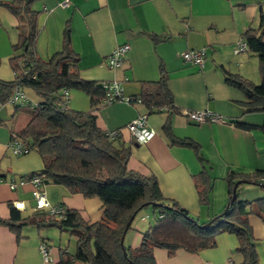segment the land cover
Instances as JSON below:
<instances>
[{
  "label": "crops",
  "instance_id": "0c3cea01",
  "mask_svg": "<svg viewBox=\"0 0 264 264\" xmlns=\"http://www.w3.org/2000/svg\"><path fill=\"white\" fill-rule=\"evenodd\" d=\"M63 1H33L32 8L39 12L35 54L47 58L58 51L67 28L71 47L79 57L80 75L86 80L116 81L123 94L136 96L141 81L157 80L164 72L175 111H149L141 102H102L94 109L96 123L104 131L120 129L119 140L130 148L127 167L154 176L166 200L176 201L200 222L221 213L228 203L227 171L264 169V132L257 126L263 116L245 112L243 92L224 79L227 71L256 84L260 81L257 57L248 51L236 53L234 48L242 33L256 25L264 0H68L62 7ZM23 28L24 22L0 4V82L14 79L12 59L21 51L15 45ZM123 43H128L129 49L120 66H109L108 55ZM196 49L204 50L201 67L182 56V52ZM19 90L24 100L0 101V219H24L36 211L30 182L14 189L8 185L10 180H27L42 167L36 151L14 154L9 148L12 137L30 120L29 109L40 102L31 88L19 86ZM67 97L68 108L92 109L90 97L83 91L69 90ZM202 109L217 112L225 121L196 123L183 113ZM140 114H146L147 125L155 132L145 143H137L125 128ZM245 123L252 126L245 127ZM183 138L198 145L202 161L192 148L175 142ZM201 171L212 183L206 205L199 203L194 185V176ZM43 190L51 204L77 210L86 220L96 221L101 216L97 197L70 193L63 185L51 182L44 184ZM237 190L250 202L254 245L259 263L264 264V211L257 203L258 198H264V189L242 183ZM14 201H22L24 208L15 209ZM150 224L133 225L132 221L123 236L124 245L138 246L141 232ZM42 229L22 223L15 232L0 224V264H58L62 249L74 253L75 249L70 252L60 241L53 242L51 234H42ZM41 242L50 246L51 261L47 263L38 249ZM237 245L234 234L222 232L215 236L212 247L194 252L178 248L169 254L155 246L153 255L156 264H240Z\"/></svg>",
  "mask_w": 264,
  "mask_h": 264
},
{
  "label": "trees",
  "instance_id": "16d2710c",
  "mask_svg": "<svg viewBox=\"0 0 264 264\" xmlns=\"http://www.w3.org/2000/svg\"><path fill=\"white\" fill-rule=\"evenodd\" d=\"M33 1L0 2L24 22L15 45L21 51L12 59L15 76L12 81L0 82V101H8L19 86L34 90L40 102L29 109L30 120L13 136L24 143L26 151H36L42 160L41 169L25 179L39 175L43 187L46 183H57L70 193L97 197L101 202V216L96 221H89L77 210L66 209L65 217L55 220L45 210L37 209L24 219H0V224L15 232L22 223L39 229L54 226L60 232H68L75 238V251L70 254L62 249L58 264H156L155 246L165 248L169 254L178 248L194 252L214 246L215 236L222 232L236 236V251L242 258L240 264H260L249 222L250 202L243 200L237 189L244 181L264 189V181H261L264 169L250 172L228 170L224 176L227 206L205 222L190 215L176 201L166 200L154 176L127 167L130 148L119 140L120 132L111 136L97 125L94 109L99 103H107V90L103 82L81 77L79 57L71 47L69 30H64L58 51L47 58L35 54L39 12L32 8ZM240 39L246 44L245 51L257 57L260 82L256 84L238 73L227 71L224 79L243 92L245 112L262 114V122L257 126L264 132V3L259 8L256 25L248 27ZM166 81L164 72L157 80L141 81V90L134 97L139 98L149 111L164 109L173 112V96ZM72 89L83 91L90 97L91 110L67 107V94ZM175 142L192 148L202 161L195 142L186 138ZM234 184H237L236 193L231 200ZM194 185L199 203L209 204L212 183L205 171L194 176ZM257 203L264 211V198H258ZM146 206L152 208L154 223L141 232L138 246L124 245L122 237L131 228L137 212ZM132 214L134 217L126 227Z\"/></svg>",
  "mask_w": 264,
  "mask_h": 264
},
{
  "label": "built area",
  "instance_id": "2783aa9c",
  "mask_svg": "<svg viewBox=\"0 0 264 264\" xmlns=\"http://www.w3.org/2000/svg\"><path fill=\"white\" fill-rule=\"evenodd\" d=\"M62 7H66L68 5V0H64L60 3ZM129 49L128 43H123L116 46L112 52L108 55L107 61L109 66L118 67L120 66L123 56L126 51ZM246 50V44L243 40H239L234 48V52H242ZM182 56L185 60L192 61L194 64L201 67L204 61V50L196 49V50H187L182 52ZM104 87L107 90L106 102L110 103L116 100L124 101L127 103H139L140 99L134 96L125 95L122 93L121 86L116 81H107L103 82ZM24 100L23 94L20 92L19 87L15 89L11 96L12 101H16L18 99ZM183 113L186 116L196 122H210V123H223L225 119L222 115L210 109H202V110H183ZM232 125L233 123L230 122ZM125 128L129 131L132 138L137 143H145L150 140L155 132L152 128L147 125L146 122V114H140L134 118H132L129 122L126 123ZM120 129L108 130V133L111 136L118 135ZM9 148L14 154L24 153L25 146L24 143L18 138L13 137L9 142ZM30 182L33 185L32 190V198L34 200V209L45 210L49 215L53 216L55 220H61L65 217L66 208L60 204L54 205L49 202L46 198L45 192L43 190V185L39 175H34L27 180L18 179V180H10L8 185L11 189L16 188L19 184L24 182ZM261 181H264V178H261ZM13 207L15 209H23L24 203L22 201H14ZM40 253L42 254L44 263L51 261L50 256V246L46 242H41L38 246Z\"/></svg>",
  "mask_w": 264,
  "mask_h": 264
},
{
  "label": "rangeland",
  "instance_id": "374dc122",
  "mask_svg": "<svg viewBox=\"0 0 264 264\" xmlns=\"http://www.w3.org/2000/svg\"><path fill=\"white\" fill-rule=\"evenodd\" d=\"M259 82L260 81L258 80L257 83ZM142 217H144V219H141ZM136 223L140 226H145L147 223H154L151 206L143 207L137 212L135 218L133 219V225ZM40 232H42V234L44 235L47 233L51 234L50 236L53 238V242H56L57 244L60 241L64 246L67 245L70 252L75 249V238L73 236H70L66 231L60 232L56 227L51 226L42 229Z\"/></svg>",
  "mask_w": 264,
  "mask_h": 264
},
{
  "label": "water",
  "instance_id": "95a60500",
  "mask_svg": "<svg viewBox=\"0 0 264 264\" xmlns=\"http://www.w3.org/2000/svg\"><path fill=\"white\" fill-rule=\"evenodd\" d=\"M244 183H246V181H244ZM236 185H237V184H234V186H233L231 200H232V199L234 198V196H235V193H236ZM226 206H227V205H226ZM133 217H134V214L131 215L130 219L128 220V222H127V224H126V227L130 224V222L132 221ZM122 240H123V237H122ZM122 240H121V241H122Z\"/></svg>",
  "mask_w": 264,
  "mask_h": 264
}]
</instances>
